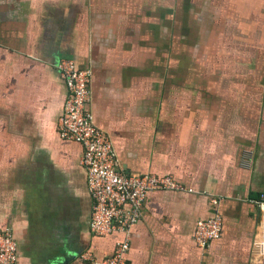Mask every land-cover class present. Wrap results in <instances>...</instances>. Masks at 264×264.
Instances as JSON below:
<instances>
[{"label": "crops", "instance_id": "obj_1", "mask_svg": "<svg viewBox=\"0 0 264 264\" xmlns=\"http://www.w3.org/2000/svg\"><path fill=\"white\" fill-rule=\"evenodd\" d=\"M64 60L93 71L89 109L124 173L196 191L151 194L128 263L264 264V0H0V231L18 264H102L121 239L91 234L83 148L58 135Z\"/></svg>", "mask_w": 264, "mask_h": 264}, {"label": "built area", "instance_id": "obj_2", "mask_svg": "<svg viewBox=\"0 0 264 264\" xmlns=\"http://www.w3.org/2000/svg\"><path fill=\"white\" fill-rule=\"evenodd\" d=\"M68 87V98L58 122V135L66 142L77 143L83 148L81 165L87 176V189L92 200L90 232L99 238L121 236L114 254L102 264H129L133 230L144 217L146 203L151 194L195 193L173 176L157 174L131 175L124 173L110 136L95 123L89 109L94 73L78 67L74 60L61 61L57 67ZM253 154L245 153V165L251 166ZM264 213V194L251 201ZM224 217L217 213L198 223L195 240L205 249L221 238ZM263 235L256 242V250L264 257ZM83 261H94L92 252L81 256ZM18 243L9 228L0 231V264H18Z\"/></svg>", "mask_w": 264, "mask_h": 264}, {"label": "rangeland", "instance_id": "obj_3", "mask_svg": "<svg viewBox=\"0 0 264 264\" xmlns=\"http://www.w3.org/2000/svg\"><path fill=\"white\" fill-rule=\"evenodd\" d=\"M263 75H264V72H263ZM263 78H264V76H263ZM263 83H264V79H263ZM262 90H263V98H264V85H263V89Z\"/></svg>", "mask_w": 264, "mask_h": 264}]
</instances>
